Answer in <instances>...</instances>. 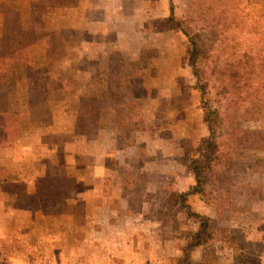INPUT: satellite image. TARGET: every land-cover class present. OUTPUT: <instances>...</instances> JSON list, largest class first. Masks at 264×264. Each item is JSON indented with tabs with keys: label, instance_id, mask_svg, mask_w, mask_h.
I'll return each instance as SVG.
<instances>
[{
	"label": "rangeland",
	"instance_id": "1",
	"mask_svg": "<svg viewBox=\"0 0 264 264\" xmlns=\"http://www.w3.org/2000/svg\"><path fill=\"white\" fill-rule=\"evenodd\" d=\"M25 1L0 0V47L18 26L26 34L36 35L37 40L40 31L48 36L51 33V57L44 69L32 72L31 77L50 101L49 125L63 132L58 134L56 148L50 147V142L40 147L34 141L40 135L36 134L38 127L25 119L17 136L21 141L16 144L21 150L24 144L29 146L28 153L21 160H14L12 154H0L4 161L0 179L6 172L12 179L0 185V258L5 256L8 264H176V257L186 247L192 264H198L201 248L189 247L188 243L199 219L188 216L189 209L207 217L215 238L226 233L236 238V251L218 239L207 242L213 247L214 264H230L231 255L233 259L238 255L240 264H264V197L247 211L220 217L214 199L206 200L194 191L192 161L202 158L209 130L196 80L187 63V37L169 21L171 12L176 19L186 15L190 0H144L141 12L153 17L155 12L163 11L166 18L145 23L150 32L141 58L132 60L128 53L124 59L118 53H109L107 91L80 95L105 98L110 93L112 97L110 103H105L107 116L93 138L76 134L74 127L70 134L78 101L73 116L63 114L73 106L67 101L74 95L76 82L74 68L62 65L72 52L66 48L60 22H48L45 27L28 21ZM50 1L55 3L52 8L58 9L62 0ZM131 1L123 3L124 11L126 7L130 12L134 8ZM225 3L240 5L245 11L264 10V0H203L215 12ZM67 12L64 15L55 10L54 18L73 14L74 7ZM154 31L162 32L156 37V44H162L160 49L150 45L154 38L149 33ZM32 46L20 44L26 59L22 63L0 57V110H27L23 68L40 59L41 54ZM94 62L98 61L81 63L90 68ZM197 63L202 66L201 60ZM54 84L62 95L54 90ZM98 86L93 85L100 91L102 85ZM246 126L264 131V108L253 113ZM106 128H112V132ZM137 131L144 140H138ZM241 156L252 160L246 163L255 169L242 179L264 194V144L261 149L243 150ZM160 158L164 165H159ZM201 177L209 194L213 189L212 172L202 171ZM177 193L184 194L182 200ZM238 234L251 242L244 244ZM3 244H11V248L6 250ZM153 249L157 257L149 252Z\"/></svg>",
	"mask_w": 264,
	"mask_h": 264
},
{
	"label": "trees",
	"instance_id": "2",
	"mask_svg": "<svg viewBox=\"0 0 264 264\" xmlns=\"http://www.w3.org/2000/svg\"><path fill=\"white\" fill-rule=\"evenodd\" d=\"M30 3L45 6L55 4L50 0H32ZM61 3L68 6L73 4V0H62ZM206 11L211 13L205 14ZM169 21L187 37V63L196 80L200 107L209 130L202 158L192 161L191 170L196 182L194 191L206 200L213 198L220 217L228 212L247 211L253 202L264 197L261 189L247 184L246 178L242 179L243 175L255 169L246 163L252 160L242 159L241 156L243 150L261 149L264 144V131L246 126L253 113L264 108V10L245 11L240 5L231 7L230 3H225V7L221 6L215 12L205 6L203 0H190L187 14L176 19L171 12ZM36 38V35L26 34L18 26L10 32L8 41H3L0 57L22 63L26 59L20 44H36L39 40ZM51 52L47 51L46 58L51 57ZM199 60L202 66L198 65ZM43 69L30 62L25 64L27 110H0V147L14 143L23 120H28L31 125L48 122L51 105L45 90L31 77L32 72ZM111 99L110 93L105 98L80 96L74 118L75 133L95 137L101 120L107 116L105 103H110ZM202 171L212 172L213 189L209 194L203 186ZM8 180L12 179L6 172L0 179V185ZM12 184L17 187L16 183ZM177 194L182 200L184 194ZM187 214L199 219L198 228L188 243L189 247L201 248L198 264H214L213 247L207 243L209 240L218 239L237 250L233 235L226 233L215 238L206 216L189 209ZM238 237L248 244L242 234H238ZM2 246L6 250L11 248V244ZM237 257L234 255V261L240 264ZM176 258V264H192L186 247L182 249V255ZM0 264H8L5 256L0 258Z\"/></svg>",
	"mask_w": 264,
	"mask_h": 264
},
{
	"label": "crops",
	"instance_id": "3",
	"mask_svg": "<svg viewBox=\"0 0 264 264\" xmlns=\"http://www.w3.org/2000/svg\"><path fill=\"white\" fill-rule=\"evenodd\" d=\"M31 1L26 0V3L24 5V7H27L28 9L26 17L28 21L32 22L33 20L37 24L43 23V26L45 27V24H48V22H56L57 24L58 22H60V24H58V27H60V32L65 38V42L67 44L66 48H68V50L72 52L71 57L67 58V60L62 63V65L68 67L69 69H71V67L74 68V79L76 82L74 95L73 97L68 98L67 101L68 103L73 104V106H71V110H63V114L68 115V117L70 115L73 116V113L76 111L77 101L80 95L86 94L87 92L96 93L97 95H99L107 91L108 75L106 72L107 68H109V61H107L108 54L111 52H115L121 56H124V59H126V54L129 53L132 60H139L142 55L141 52H145L146 50L144 41L147 40L148 32H150L146 29L145 23L163 20L166 18V13L163 11L155 12L153 17H149L148 14L141 12L143 3L145 2L144 0H141L140 2H137L136 0H73V4L69 3L70 5L68 6L63 5V3H58L61 4L59 5L58 9L52 8L54 5L45 6L38 4L39 6H34L35 4L30 3ZM125 1L134 2L135 6L131 10V12L128 9L129 7H126L125 9L127 10L124 11L123 3ZM73 7L75 11L73 14H67L65 17H61L58 20L54 18L55 10L59 11L60 13L62 12L65 15L66 13H68L67 11H69ZM41 30H43V27H41ZM40 32V39L38 40V43L33 44L34 46H32L33 49L36 48L41 52L40 59H37L36 62L33 61L30 63H36V67L44 68L47 62L46 60L48 59L46 58V53L49 50V38L51 37V33L48 36L46 32ZM161 35L162 32L160 31L149 33V36H152L154 38V42L150 44L153 48L158 47L160 49L162 47L161 43L156 44V37ZM135 42H137V44L130 48L129 45H133ZM141 42H143L142 45ZM84 60L87 62L97 60L98 62L91 63L93 65L89 68V65H82L81 62ZM90 84H97L99 85L98 87L102 85L101 90H96L93 85L90 86ZM54 90L62 95V91H60L55 84ZM48 102L50 103L49 100ZM26 108L27 107H25V109ZM70 123L67 124L68 127ZM49 124H51V116L46 124L31 126H37L38 129H36V134H40L34 138L35 143L39 144L40 147H42L44 144L49 145L50 142V147L54 149L58 146L57 137L59 132H61L62 130ZM70 126H72L70 127V134H72L74 124H71ZM111 129L112 128H106L104 130H109L110 132H112ZM66 131H68L69 133V129ZM49 133L50 136L48 141L45 138ZM107 133L108 135H110V137H113L111 136L112 133ZM140 134V131L136 132V135H139L138 140L142 141L144 140V137ZM99 135H102L101 131ZM19 141L21 140H19L17 137L13 146L8 148H0V154H4L5 152L6 155L12 154L14 156V160L23 159L24 156L28 153L30 147H27V145L24 144V146H22L23 149L21 150L19 147L20 144H16ZM122 151L126 152V150L124 149H122ZM127 152H130V154H132L134 151L128 150ZM160 159L162 160V164L159 162V165H164L165 162L162 158ZM3 162L4 161L0 159V165H4ZM117 163L122 164L119 159H117ZM160 171L164 172L162 171V169ZM262 202H264V199L262 200ZM94 207L99 206L94 205ZM246 239L251 242V239L247 236ZM154 249L153 251L150 250L149 252H155L154 255L157 257V251ZM230 264H238V262L234 261L232 255L230 258Z\"/></svg>",
	"mask_w": 264,
	"mask_h": 264
}]
</instances>
